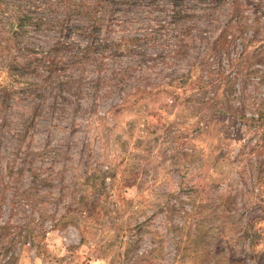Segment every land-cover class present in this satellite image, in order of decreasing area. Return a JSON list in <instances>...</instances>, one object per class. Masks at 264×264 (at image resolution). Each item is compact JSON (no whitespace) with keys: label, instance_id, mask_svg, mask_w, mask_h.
<instances>
[{"label":"rangeland","instance_id":"rangeland-1","mask_svg":"<svg viewBox=\"0 0 264 264\" xmlns=\"http://www.w3.org/2000/svg\"><path fill=\"white\" fill-rule=\"evenodd\" d=\"M68 3L0 0V264H264V0Z\"/></svg>","mask_w":264,"mask_h":264},{"label":"trees","instance_id":"trees-1","mask_svg":"<svg viewBox=\"0 0 264 264\" xmlns=\"http://www.w3.org/2000/svg\"><path fill=\"white\" fill-rule=\"evenodd\" d=\"M57 1V0H55ZM99 1L101 0H89L88 3H85L84 0H68V7L70 8V11L74 14L77 15L79 17V19H77V22L80 23V31L83 34L84 38H89V36L87 35V30L88 29H95L100 25V19L99 17L95 16V13L93 12V7L95 6V4H97ZM14 19H17L14 23V28L15 30L11 31L10 33H8L7 37H5V41L6 42H14V46L15 48L20 51L21 54V60L20 61H16V66L19 68V70L23 73L27 72L30 74H38V70L41 69L43 70L47 75H51V74H55V68H56V64L58 61L61 62V57L60 56H53L51 54H48L46 51L44 52L43 56H41L40 58H37L36 55L32 54V55H27V50H29L27 47L21 45L22 43H24V41H21V39H19V37H21V32L23 30V28H25L27 25H33L35 24V20L33 19V17H28L26 14H20L19 16L15 17ZM34 22V23H33ZM58 34H61L60 36H58L55 39L56 44L61 45L62 48L64 49V54H66L67 51H65L66 48V42L67 39L65 38V34L66 33H62V32H57ZM2 41V40H1ZM76 55V54H75ZM56 80L57 77H55ZM30 85L35 84L34 83H28ZM5 87H0V105H3L4 103H8L9 100L12 98L11 92L7 91ZM21 89H25V88H20ZM28 89V87H27ZM24 91V90H23ZM150 117L153 116V114H149ZM181 154H184V152L182 151H178ZM95 206L93 207V209L89 208L92 212L94 210L95 212ZM97 213V211H96ZM136 227L139 230L140 224H137ZM126 238H119L118 240V244L120 246L123 247L124 250V255L126 256L129 252L130 249H132L133 247V242H135V240H125ZM109 264V263H108Z\"/></svg>","mask_w":264,"mask_h":264}]
</instances>
